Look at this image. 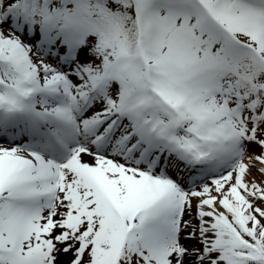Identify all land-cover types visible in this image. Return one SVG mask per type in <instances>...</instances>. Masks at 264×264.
Returning <instances> with one entry per match:
<instances>
[{
  "label": "snow or ice",
  "instance_id": "snow-or-ice-1",
  "mask_svg": "<svg viewBox=\"0 0 264 264\" xmlns=\"http://www.w3.org/2000/svg\"><path fill=\"white\" fill-rule=\"evenodd\" d=\"M0 264H264V0H0Z\"/></svg>",
  "mask_w": 264,
  "mask_h": 264
}]
</instances>
